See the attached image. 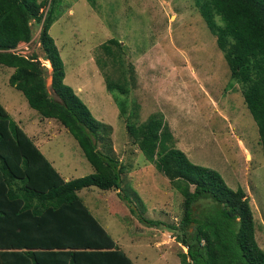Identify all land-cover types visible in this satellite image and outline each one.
<instances>
[{
  "label": "rangeland",
  "instance_id": "obj_1",
  "mask_svg": "<svg viewBox=\"0 0 264 264\" xmlns=\"http://www.w3.org/2000/svg\"><path fill=\"white\" fill-rule=\"evenodd\" d=\"M195 1L37 0L43 3V18L52 11L48 35L63 63L64 84L111 129L110 151L125 167L120 191L86 188L80 198L135 264H180L178 254L186 251L175 241L174 230L139 221L143 217L175 226L183 215V197L145 159L127 131L128 125L145 123L151 115L163 118L173 146L191 163L215 170L227 187L244 191L254 237L264 251V152L257 126ZM41 27L33 23L31 40L12 51L42 63L46 88L54 96L51 68L39 42ZM109 39L120 43L119 52L111 46L116 61L101 48ZM11 73L0 66V104L10 118L42 152L62 157L57 164L68 173L75 162L90 167L64 127L40 117L9 86ZM106 78L126 84L125 93L113 90L125 104L124 116L106 91Z\"/></svg>",
  "mask_w": 264,
  "mask_h": 264
},
{
  "label": "trees",
  "instance_id": "obj_2",
  "mask_svg": "<svg viewBox=\"0 0 264 264\" xmlns=\"http://www.w3.org/2000/svg\"><path fill=\"white\" fill-rule=\"evenodd\" d=\"M42 5L37 0H0V66L13 70L8 84L31 109L56 120L73 137L94 172L65 182L0 104V264H133L78 195L90 187L120 191L125 167L110 151L111 129L64 84L63 63L48 35L52 11L43 18ZM195 6L224 55L230 78L240 87L264 152V0H196ZM33 23H42L39 42L51 68L54 96L46 88L42 63L12 51L31 40ZM112 45L120 51L115 39L101 48L116 61ZM105 88L124 116L125 104L113 90L125 93L126 84L106 78ZM127 131L184 199L178 225L139 220L176 232L175 241L186 249L178 254L180 264H264L241 188L232 190L215 170L191 163L173 146L161 116L128 125Z\"/></svg>",
  "mask_w": 264,
  "mask_h": 264
},
{
  "label": "crops",
  "instance_id": "obj_3",
  "mask_svg": "<svg viewBox=\"0 0 264 264\" xmlns=\"http://www.w3.org/2000/svg\"><path fill=\"white\" fill-rule=\"evenodd\" d=\"M12 72H13V70H12ZM80 90V89H79ZM35 111V110H34ZM39 115V114H38ZM43 119H46V118H43ZM15 122V121H14ZM16 124H17V122H15ZM20 128H21V126L19 125V124H17ZM23 130V129H22ZM24 131V130H23ZM28 136V135H27ZM33 142H34V139L32 138V137H30V136H28ZM34 144L36 145V147L38 148V150L41 152V154L45 157V159L49 162V164L52 166V168L59 174V176L65 181V182H67V181H70V180H74V179H77V177H79V178H81V177H84V176H87V175H89V174H92L93 172H94V170H93V168L90 166V164H89V166L90 167H88V166H85L84 165V161L81 163V165L79 166V165H77L76 164V162H75V164L74 165H72V167H71V169H73V172H70V173H68L67 172V170L66 169H64V168H61V163L60 162H58V164H57V161L59 160V159H61L62 157H59V158H56V156H54L53 154H51V152H49L50 150H48L47 151V149L46 150H44L48 155H46L44 152H42V150L40 149V147H39V145L36 143V142H34ZM113 151H115L114 150V147H113ZM83 155V154H82ZM125 155V157H126V154H124ZM86 160V159H85ZM120 162H122V161H120ZM79 172H82L81 174H78L77 175V173H79ZM90 188H92V187H90ZM89 188V189H90ZM96 188V187H95ZM98 189V188H97ZM82 190H87L86 188H84V189H82ZM82 190H80L79 191V193H78V195L81 193V191ZM104 192V191H103ZM79 197H80V195H79ZM86 205V204H85ZM87 206V205H86ZM90 211V210H89ZM91 212V211H90ZM91 214H92V212H91ZM93 215V214H92ZM94 216V215H93ZM95 217V216H94ZM101 224V223H100ZM102 225V224H101ZM104 228V227H103ZM105 229V228H104ZM106 230V229H105ZM107 231V230H106ZM156 241V240H155ZM124 253H125V255L131 260V261H133V264H135V262H134V260H133V258L128 254V253H130V252H126L125 250H123V248H121V246H119V245H117Z\"/></svg>",
  "mask_w": 264,
  "mask_h": 264
}]
</instances>
